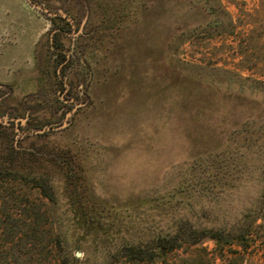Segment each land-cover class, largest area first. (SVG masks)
<instances>
[{
  "label": "rangeland",
  "instance_id": "374dc122",
  "mask_svg": "<svg viewBox=\"0 0 264 264\" xmlns=\"http://www.w3.org/2000/svg\"><path fill=\"white\" fill-rule=\"evenodd\" d=\"M206 231L157 264H264V0H0V264Z\"/></svg>",
  "mask_w": 264,
  "mask_h": 264
},
{
  "label": "trees",
  "instance_id": "16d2710c",
  "mask_svg": "<svg viewBox=\"0 0 264 264\" xmlns=\"http://www.w3.org/2000/svg\"><path fill=\"white\" fill-rule=\"evenodd\" d=\"M72 193V192H70ZM69 199L71 200V209L75 214H77L83 227L86 229H94L95 221L88 220L87 216L93 214V209L86 203H81L75 194H69ZM145 235V234H142ZM235 239V240H234ZM233 240L224 241L222 240L221 234L204 232L201 235H196V233H191L188 237H172L170 234H164L162 236H147L139 237L136 242H131L130 240L121 239L120 251H122L123 258L128 263L137 262L138 264H157L160 262H166V255L172 254L175 251L181 249L183 246L194 247L203 244V241L210 240L214 242L216 248L221 247H231L233 245L241 248V252L235 250L232 254L237 255L236 257L240 259L243 258V253L247 252L248 245L245 244L246 238L236 237ZM233 251V250H231ZM264 260V257H262ZM210 264H215L214 258L207 259ZM72 262L76 264L78 261L76 258L72 259ZM240 264V262H239ZM242 264V263H241Z\"/></svg>",
  "mask_w": 264,
  "mask_h": 264
},
{
  "label": "water",
  "instance_id": "95a60500",
  "mask_svg": "<svg viewBox=\"0 0 264 264\" xmlns=\"http://www.w3.org/2000/svg\"><path fill=\"white\" fill-rule=\"evenodd\" d=\"M37 8H38L39 10H41V11H43V12L49 14L50 16H55V14H51V13H49L47 10H45V9H43V8H41V7H37ZM53 129H58V128H49L48 130H53ZM44 131H46V130H39V131H36L35 134H40V133H42V132H44ZM76 256H78V254H76Z\"/></svg>",
  "mask_w": 264,
  "mask_h": 264
}]
</instances>
